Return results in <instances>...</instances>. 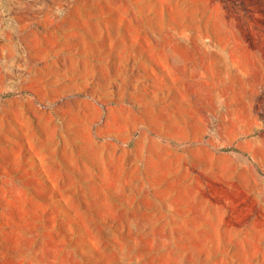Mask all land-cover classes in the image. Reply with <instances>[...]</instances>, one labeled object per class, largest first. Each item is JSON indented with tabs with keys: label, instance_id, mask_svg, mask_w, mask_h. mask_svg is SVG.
Listing matches in <instances>:
<instances>
[{
	"label": "rangeland",
	"instance_id": "374dc122",
	"mask_svg": "<svg viewBox=\"0 0 264 264\" xmlns=\"http://www.w3.org/2000/svg\"><path fill=\"white\" fill-rule=\"evenodd\" d=\"M0 264H264V0H0Z\"/></svg>",
	"mask_w": 264,
	"mask_h": 264
}]
</instances>
